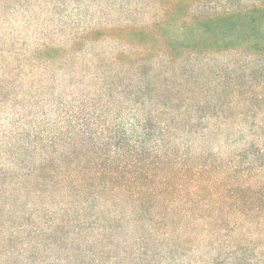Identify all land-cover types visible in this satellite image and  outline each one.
Segmentation results:
<instances>
[{"label": "trees", "instance_id": "trees-1", "mask_svg": "<svg viewBox=\"0 0 264 264\" xmlns=\"http://www.w3.org/2000/svg\"><path fill=\"white\" fill-rule=\"evenodd\" d=\"M236 1L227 0L225 9L208 0H0L2 30L23 35L74 30L83 40L98 37L124 46L110 55L92 53L95 64L80 96L71 92L65 99V92H53L8 119L10 130L2 134L16 144L0 147V264L180 262L176 237L194 224L201 203L218 209L216 197L224 195L226 179L217 175L206 181L212 163L194 165L188 152L181 158L178 150L189 148L197 136L194 121L202 110L192 106L195 99L204 100L209 119L222 115L225 82L215 77L213 89L176 90L170 75L177 63L190 77L205 65H180L199 60L194 53L199 45L189 43L195 36L208 46H228L236 38L245 52L264 57V0L245 8ZM108 61L126 70L121 79ZM222 68L239 78V69ZM253 69L264 73V59ZM132 73L163 77L131 86ZM253 101L256 110L259 99ZM253 156L264 159V148L253 147ZM214 188L221 191L210 192ZM258 189L263 195L253 192L256 209L264 207V187ZM49 190L52 199L62 194L60 208L48 198ZM29 193L32 201L24 199ZM109 202L110 210L100 214ZM20 203L25 210L13 211ZM133 228H146L148 237L136 239ZM35 230L37 245L31 241ZM39 250L55 257L40 260Z\"/></svg>", "mask_w": 264, "mask_h": 264}, {"label": "rangeland", "instance_id": "rangeland-1", "mask_svg": "<svg viewBox=\"0 0 264 264\" xmlns=\"http://www.w3.org/2000/svg\"><path fill=\"white\" fill-rule=\"evenodd\" d=\"M208 1L218 3L225 9L230 7L227 5V0ZM235 5L242 8L255 6L259 5V0H237ZM202 8L210 9L209 6ZM82 35L83 33L74 30L57 29L23 35L17 31L0 29V147L2 144H16L11 138L4 140L2 134V131L10 130L8 119L10 120L12 115L20 113L23 107L31 109L33 99L51 98L53 92L56 95L65 92V99L71 92L80 96L79 93L88 82L86 77H90L89 68L95 64L92 53L102 52L110 55L120 49L123 50L124 47L104 38L92 37L83 40ZM255 36L261 39L260 34L256 33ZM235 39L232 38L228 46H224V43L208 46L200 37H191L189 43L199 45V53L194 51L199 60L180 62V65L188 63L205 65L190 77V74L183 75L181 71L179 72L177 63L172 68L173 74L170 75V77L174 75L176 90L184 89L182 86L195 90L209 89L215 77L225 82L220 87L224 94L222 115L218 112L214 118L209 119L204 114V100L195 99L192 106L194 109L199 107L202 110L199 112L200 117L195 112L196 117H199L194 121L197 136L192 138L189 148L181 146L178 150L177 156L181 158L184 157V151L188 152L194 165L212 163L213 170L204 178L206 181L217 175H221L226 181L224 195L216 197L220 203L218 209L215 207L204 209L206 206L201 203L194 224L185 227L176 237L178 253L183 257L177 264L182 262L184 264H264V207L256 209L258 206L253 202V192L263 195L258 188L264 187V159H256L253 156V147L264 148V73L253 74V63L258 60L263 61L264 57L253 53V50H250L252 53L245 52L241 44H237L239 39L234 41ZM253 39L257 37H252L250 40ZM192 52L187 51V54L193 55ZM202 56L205 58L203 59ZM205 59L206 63L200 62ZM248 63L252 65L250 68L245 66ZM107 65L116 69V77L119 79L126 72L121 70V65L112 64L111 61H108ZM151 67L156 68L152 63ZM222 67L239 69V78H235L231 70L226 72ZM126 68L130 72L133 69L128 66ZM148 75L139 76L132 73L130 85L147 81L157 83L158 79L163 77L149 75L147 78ZM121 82L128 83V81ZM95 90L97 89L90 88L88 92L92 93ZM118 94V92L113 93V96ZM256 97L259 102L255 110L253 103L256 102L253 98ZM15 101L19 103H14ZM154 104L157 109L161 103L156 100ZM152 110L154 111V108ZM202 134H205L204 137L200 136ZM1 161L3 162V159ZM228 187L234 191L231 192ZM216 191L221 190L219 188L210 190L214 194ZM48 193V198L54 205L64 202L62 194L59 198L52 199L50 197L52 191L49 190ZM32 198L33 193H29L24 199L32 201ZM20 204V207L16 204L17 207L13 211H24V205ZM110 204L109 202L100 207V214L104 212L106 214L110 210ZM58 206L61 207L60 204ZM114 209L116 208H111ZM116 210L122 213L129 212L120 207ZM158 212L160 208H157L156 213ZM3 223L4 220L0 216V227H4ZM132 230L136 239L147 238L149 235L146 228ZM35 231L31 241L37 245V230ZM122 235L127 237V243H130L129 234ZM46 245L47 243L42 240L41 250H44ZM4 255L10 259L13 257L10 254ZM54 257L40 253V260L52 261L51 258Z\"/></svg>", "mask_w": 264, "mask_h": 264}]
</instances>
